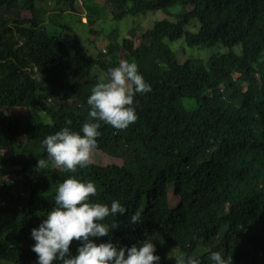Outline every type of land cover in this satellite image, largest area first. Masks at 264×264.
I'll list each match as a JSON object with an SVG mask.
<instances>
[{
  "label": "trees",
  "instance_id": "16d2710c",
  "mask_svg": "<svg viewBox=\"0 0 264 264\" xmlns=\"http://www.w3.org/2000/svg\"><path fill=\"white\" fill-rule=\"evenodd\" d=\"M57 5L62 12L56 13ZM105 5L114 20L148 12L165 16L129 31L122 42L104 35L103 52L95 38L103 30L95 20L86 24L94 50L79 32L53 29L65 12L81 17L85 6L78 0H0V159L1 150L14 149L18 166L10 179L1 170L0 264H27L30 254L36 260L30 230L52 206L58 181L69 175L95 183L97 195L90 199L124 204L125 215L110 231L113 242L131 246L151 239L160 264H175L172 256L179 252L209 264L210 251L232 256L233 264H264V0ZM174 6L181 8L172 13ZM194 21L196 31L187 28ZM180 38L190 46L221 40L227 50L182 61L168 43ZM122 59L135 61L151 84V92L134 96V123L116 130L101 122L96 148L122 162L90 161L68 173L49 161L38 169L37 159H47L41 141L61 127L79 131L97 77ZM184 97L196 107L185 108ZM15 106L48 120L4 115L3 108ZM19 180L29 195L15 191ZM138 209L141 222L129 226ZM76 243L70 244L73 254Z\"/></svg>",
  "mask_w": 264,
  "mask_h": 264
},
{
  "label": "clouds",
  "instance_id": "9594fccd",
  "mask_svg": "<svg viewBox=\"0 0 264 264\" xmlns=\"http://www.w3.org/2000/svg\"><path fill=\"white\" fill-rule=\"evenodd\" d=\"M78 1L80 5L85 6L83 0ZM56 8V13L63 11L58 5ZM48 10L52 12L49 8ZM84 13L81 15L83 23L88 24L90 19L95 20L91 16L88 18ZM60 19L54 20L58 22ZM88 32L93 37L91 31ZM104 35L103 32L95 37L98 48L103 52L106 51ZM89 40L84 44L86 48L94 50L93 42ZM34 70L37 71V68L34 67ZM148 92H151V84L138 71L135 61L120 60L117 66L108 69L107 75L97 77L86 100L89 106L87 119L81 124L79 131L65 126L47 135L41 141L47 159H37L35 166L43 170L49 167L50 161L68 173H74L77 167H86L90 163L92 150H98L96 138L100 135L101 122L116 130L127 128L137 119L134 96ZM14 109L16 107L3 108L6 112L3 113L14 115L28 112L25 108H21L19 112ZM1 155L0 185H4L2 171L7 173L5 177L10 179L18 166L14 160V149L4 148ZM14 185L15 191L22 195L30 194L23 181L19 180ZM96 195V185L90 179L81 180L69 175L58 181L51 198L52 206L45 212L39 225L30 230L34 240L31 250L36 254V260L30 254L27 264H160L161 258L155 252L151 239L145 237L131 246L113 242L110 231L118 227L115 218L125 215L127 209L118 199H112L109 203L90 199ZM2 204H5L3 200ZM142 211L143 209L134 211L127 224L131 226L140 223ZM109 216L113 218L112 221L105 223V218ZM101 237L108 239L101 240ZM73 241L77 242L75 254L70 249ZM172 257L175 264H200L198 259L188 257L183 252ZM207 259L209 264H233L232 256L222 255L221 251H210Z\"/></svg>",
  "mask_w": 264,
  "mask_h": 264
},
{
  "label": "rangeland",
  "instance_id": "374dc122",
  "mask_svg": "<svg viewBox=\"0 0 264 264\" xmlns=\"http://www.w3.org/2000/svg\"><path fill=\"white\" fill-rule=\"evenodd\" d=\"M105 1L106 0H86V4L83 11H86V13L84 14L87 17L91 16L95 19V24L98 29L103 30L104 34L107 36L113 34L112 38L116 39L118 42H122L123 38L127 36V33L133 30L134 28L141 29L147 26L149 28L153 25L156 18H161L165 16L163 15V12H148L147 14L129 15L121 20H114L109 18V10H107ZM180 8L181 6H174L171 7L169 10L173 13L179 10ZM23 15L29 16L30 12H23ZM197 24L198 22L194 21L190 25H188L187 28L196 31L197 28H195L194 26H196ZM66 26H68L69 29L71 28L79 32V34L85 38V41L88 39V26L81 21L80 15L74 14L73 12L63 13L61 19L53 26V29L67 30ZM168 43L170 44L171 48L177 53L179 59L181 58L182 61L188 58L208 59L209 56H211L212 54L227 50V47H225L221 40H218L215 44L210 46H190L183 38H180L174 42L168 41ZM235 50L240 53L239 46H237ZM182 104L187 109H193L196 107L195 102L191 101L186 97L182 99ZM26 109L28 110L27 113H30L32 115L34 121L48 120L46 116L42 114L40 115L37 113H33L32 109L30 108ZM89 159L90 161L101 165H108L111 163L120 164L122 162V160H120L119 158H111L109 157V155L96 149L92 150ZM170 195L171 202L174 204L175 200L174 197H172L171 188Z\"/></svg>",
  "mask_w": 264,
  "mask_h": 264
}]
</instances>
